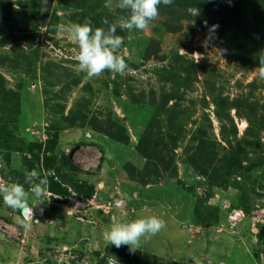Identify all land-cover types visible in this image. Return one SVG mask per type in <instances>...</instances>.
Returning <instances> with one entry per match:
<instances>
[{"label": "rangeland", "instance_id": "1", "mask_svg": "<svg viewBox=\"0 0 264 264\" xmlns=\"http://www.w3.org/2000/svg\"><path fill=\"white\" fill-rule=\"evenodd\" d=\"M14 1L17 5L25 2L21 6L25 12L30 11L29 1ZM71 1L74 0H49L45 7L48 19L40 27H30L27 33H18L11 22L1 20L0 14V74L18 100V104L6 102L4 114L10 117L8 121L2 118L8 122L10 137L0 139V178L9 184L21 183L29 192L32 185L25 183L28 171L35 169L42 177L47 175L49 181L40 199L29 196V212L10 208L0 196V264H110L113 257L118 264H264V130L257 134L256 126L232 109L235 136L230 121L215 117L216 100L206 89L207 82L215 83L221 108L227 98L250 92L264 106V78L259 70L254 67L241 72L226 60L207 39L208 28L195 32L192 40L183 44L181 34L155 32L152 23L143 31L126 33L117 51L128 64L124 75L105 71L90 79L76 70L78 44L61 33L62 27L77 23L74 14L80 9L73 5L65 8ZM94 1L100 2L99 9H105L114 21L128 14L115 7V0L111 8L108 0ZM33 8L37 9L35 5ZM47 23L55 24L53 33L46 28ZM31 34L35 38L29 49L25 38H31ZM153 37L160 40L162 53L169 57L167 61L172 62L177 52L194 64L204 63L206 78L201 75L197 82L190 81L183 88L188 114L180 119L184 130L175 154L176 172L168 171L157 183L144 186L139 174L130 176L126 166L143 169L145 159L136 146L150 119L156 116L147 101L151 91L159 96L163 79L172 74L160 69L163 64L155 60L142 62ZM18 50L24 51L23 57ZM34 50L37 57L32 59ZM131 64L139 67L134 69ZM87 84L90 91L83 89ZM129 88L135 94L144 92L145 102L132 104L127 98ZM89 92L91 112H102L123 124L128 144L87 128L53 130V125L61 123L60 116L54 115L57 106H64L66 113ZM206 115L211 122L209 130L220 146L227 149V140L234 145L240 139L252 145L243 168L238 169L241 175L231 177L226 185L222 182L208 187L204 178L184 162L182 149L195 146L190 137L198 126L207 125ZM160 126L164 135L165 114L160 117ZM222 127L226 139L220 133ZM247 128L256 132L250 138ZM260 158L262 164L254 167ZM68 159L81 169L64 165ZM45 161L50 162V169ZM77 186L82 193L76 191ZM90 190L92 195L88 197ZM239 195H247L249 203L240 205ZM120 201L125 202L123 207L118 206ZM236 212L242 217L232 221L230 217ZM148 216L163 218L166 226L145 239L139 250L131 252L128 246L116 248L105 243V234L113 224ZM205 217L210 225L204 223ZM126 254L133 263L127 262Z\"/></svg>", "mask_w": 264, "mask_h": 264}, {"label": "trees", "instance_id": "2", "mask_svg": "<svg viewBox=\"0 0 264 264\" xmlns=\"http://www.w3.org/2000/svg\"><path fill=\"white\" fill-rule=\"evenodd\" d=\"M27 1H29V12H25L21 6L25 3L23 1H19V5H17L14 0H0L1 20L11 22L13 27L18 29V33H27V29L33 26L40 27L41 23L48 19L43 0ZM33 5H35V9L37 8L36 10H34ZM72 5L73 8L80 9L74 14L78 17L77 23H82L85 18H90L93 27H101L103 26L101 21L105 17L114 22L112 15L103 8L99 9L100 2L98 1L74 0L65 6L66 10L72 8ZM194 6L200 9V14L193 17L187 10ZM123 11L127 12V10ZM36 13L37 17H35ZM32 14L35 18H29ZM152 23L155 24V32L172 35L181 34L183 44L191 41L195 32H202L204 28H208L207 39L221 50L226 60L236 64L241 72L250 71L254 67L258 70L260 68L259 58L264 56V0H173V4L170 6L163 4L159 6V16ZM54 27L55 24L51 23L46 28L53 33ZM126 33V30L117 28L118 35L125 38ZM34 38L35 35L33 34H31V38L30 36L28 39L25 38L29 49L32 47L31 43ZM19 54L20 58L23 57L24 51L20 50ZM34 57H37L35 50L32 59ZM168 59L169 57L162 53L160 40L155 37L151 38L143 52L142 62L155 60L163 64L160 69L168 70L172 74L169 78L163 79L162 88L157 92L159 96L151 91L147 101L155 111L156 116H152L136 146L139 155L145 159V165L142 171H137L131 165L126 166L130 176L135 173L139 174V181L144 186L157 183L168 171L176 172L175 154L180 146V141L183 139L184 130L180 119L188 114L184 107L186 100L184 99L183 92L185 91L183 88L190 81L192 83L197 82L201 75L206 78V65L204 63V65L202 63L194 64L193 60H189L177 52L173 54L172 62L167 61ZM131 67L137 69L139 66L131 64ZM73 82L75 86L79 83L77 80ZM253 83L249 86L253 87ZM6 84V79L0 74V107H2L0 108V121L3 120V117L6 120L10 117L4 114L7 111L6 102L14 101L15 104H18L17 96L13 94L12 90L6 88ZM207 84L208 88L206 89L213 93L216 100L215 117L219 120L230 121L233 125L232 133L235 136L237 130L232 118H230V110L232 109L239 115L242 114L252 127L256 126L257 134L264 130V106L253 98L251 92L248 95H237L231 100L227 98L225 107L221 108L220 98L215 93V83L207 82ZM83 89L90 91L91 86L87 84ZM127 98L132 104L141 105L142 102H145L146 95L144 92L135 94L133 89L129 88ZM91 101L92 97L89 92L88 95L85 94L80 97L76 105L66 113L64 106H57L58 109L54 111V115L60 116L61 123L58 126L53 125V130L58 132L75 127L87 128L118 143L128 144L129 135L126 127L113 121L102 112H91ZM15 112L17 113L18 110ZM15 112L12 115H15ZM164 114L167 116V129L166 133L162 135L160 117ZM205 119L207 125L198 126L190 137V141L195 143V146L192 144L190 147L186 148V146L182 149L184 162L194 173L204 178L208 187L221 185L222 182L226 185L231 177L237 176V174L241 175L238 169L243 168L242 163L247 161L248 149L252 145L250 141L240 139L234 145L227 140V149L226 146H220L209 130L211 122L207 115ZM6 120H3L0 125V139L10 137V133L7 132L8 120ZM56 124L58 123L56 122ZM247 129L246 134L249 138L256 133L255 130ZM220 133L226 139L223 127L220 128ZM40 149L41 146L39 145L38 150ZM33 150L34 147L31 146V152ZM69 159L64 165L79 171L81 168ZM262 161L263 159L260 158L259 164L254 165V167L260 166ZM44 164L47 169H50V162L45 161ZM81 190L82 188L77 186L76 191L82 193ZM54 192H57L56 188ZM86 195L91 196L92 190ZM238 203L242 206L247 205L249 203L248 196L239 195ZM204 223L210 225L208 217L204 218ZM125 257L128 263H133L129 255L126 254ZM135 259L141 261L138 257ZM101 262H104V258L101 259Z\"/></svg>", "mask_w": 264, "mask_h": 264}, {"label": "clouds", "instance_id": "3", "mask_svg": "<svg viewBox=\"0 0 264 264\" xmlns=\"http://www.w3.org/2000/svg\"><path fill=\"white\" fill-rule=\"evenodd\" d=\"M170 6L173 0H115V7L127 10V16H120L117 21L103 18L101 27H93L92 20L85 18L82 23H74L70 27H62L61 33L67 34L78 44L77 72L86 73L88 78L101 76L105 71L124 75L128 64L117 51L124 43V37L117 34V28L132 33L134 30L143 31L150 28L152 22L159 16V6ZM109 8L113 7V0H108ZM190 15L198 16V7H189ZM259 74L264 78V56L259 58ZM25 183L32 185L31 192L23 184H9L0 178V196L12 209L23 212L32 211L27 201L29 196L40 199L48 188L47 175L41 176L37 170L32 169L25 175ZM166 226L161 217L148 216L131 220L127 223L113 224L105 234V243L116 248L128 246L129 251L140 249L145 239H150ZM112 264H118L113 257Z\"/></svg>", "mask_w": 264, "mask_h": 264}, {"label": "water", "instance_id": "4", "mask_svg": "<svg viewBox=\"0 0 264 264\" xmlns=\"http://www.w3.org/2000/svg\"><path fill=\"white\" fill-rule=\"evenodd\" d=\"M48 3H49V0H44V6H45V7L48 6ZM124 205H125V202H124V201H120V202L118 203V206H119V207H123ZM241 217H242L241 214L236 212V213L233 214L230 218H231L232 221H235V220L240 219Z\"/></svg>", "mask_w": 264, "mask_h": 264}]
</instances>
